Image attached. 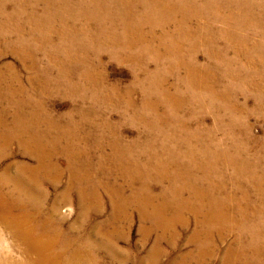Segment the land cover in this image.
Segmentation results:
<instances>
[{"label":"bare ground","instance_id":"bare-ground-1","mask_svg":"<svg viewBox=\"0 0 264 264\" xmlns=\"http://www.w3.org/2000/svg\"><path fill=\"white\" fill-rule=\"evenodd\" d=\"M7 56L23 73L0 64V264L4 230L37 264L80 257L54 207L43 213V184L64 172L54 203L75 196L69 229L100 211L101 191L110 213L90 226L103 230L99 244L115 245L132 212L143 233L159 231L138 264H157L162 243L175 249L190 219L192 250L170 264H206L231 236L219 264H264V139L248 138L245 122L264 118V0H0ZM104 60L128 69L126 86L107 82ZM60 93L68 101L56 114L48 103ZM54 118L71 123L58 130ZM60 131L61 148L37 146ZM12 142L32 163L4 164Z\"/></svg>","mask_w":264,"mask_h":264},{"label":"rangeland","instance_id":"rangeland-1","mask_svg":"<svg viewBox=\"0 0 264 264\" xmlns=\"http://www.w3.org/2000/svg\"><path fill=\"white\" fill-rule=\"evenodd\" d=\"M199 62L203 63V57H199ZM3 62V63H2ZM9 63L12 64L18 73H23L19 63L13 56H7L0 64ZM104 64L106 66V75H107V82L110 84H118L120 87H124L128 84L130 77L129 71L126 67L110 63L107 60H104ZM21 76V75H20ZM55 91L64 92V88L62 86L56 85L54 88ZM53 102L48 103V107L53 106V109L56 111V114L62 113L66 109V102L68 101L67 98L63 96V93L57 95ZM132 99L138 101L140 99L139 94L136 93L132 95ZM5 102V103H4ZM7 101H3L0 99V109L3 111L2 107L8 106ZM1 111V113H2ZM223 114V113H222ZM222 118L226 119V116H222ZM118 119V118H114ZM113 119V120H114ZM35 121L41 120L40 118H35ZM52 128H56L58 130H63L66 126L70 125L69 120L61 119V118H54L48 121ZM114 122H117L114 120ZM245 122L249 125L248 131V138L255 139L256 141L264 139V118H257L255 116H250L245 119ZM207 125H210V120L208 119L206 122ZM129 124H121L122 126V133L126 140H131L133 137L137 135V132L132 129ZM237 135V138L244 142L245 138L242 140V136L244 135L242 132H237L234 134ZM66 134L62 131L58 132L57 134L53 135V137L49 140H42L37 142L38 147H42L43 145L46 148H61L62 144L60 143ZM217 138H221L218 136ZM259 146L258 142L254 144L252 148H257ZM5 145L0 142V148H4ZM7 148L8 152L11 153L10 157L6 158V163L14 164L17 162L22 163H32L30 160L20 157V153L18 152L19 146L17 142H12ZM260 149V148H259ZM258 149V150H259ZM68 173H63L62 179L55 185L50 182H45L42 186L44 191L48 194V198L44 205V215L48 214L49 209L54 207L56 210L57 216L64 221L62 222L61 227V235L65 236L69 239L72 243L69 247V253L74 252L75 250L81 252L80 257L74 260L73 264H84V255L85 253L92 254V258L98 260L95 263L101 262L102 264H138L139 261L144 260L146 258L147 253L152 250L154 247V243L156 241L157 234L159 231L156 229H152L147 233H143L141 231L142 222L139 221L137 212H132L131 214V224L130 226H124L120 229V233L118 237L115 239L113 244H99L100 240L96 236L97 234L103 233V230H96L93 231L92 227H90L93 223H96L99 226H102L106 220H108L110 207L107 202V198L105 194L101 191L99 192L100 196H102V208L98 213L91 212L88 215V224L84 225L83 227H79L76 229H69V226L76 221L79 217L77 206L75 204V196H72L70 200H63L58 201V203H54L57 199H59L63 188L67 184V177ZM106 181V180H105ZM228 190L231 189V186H228ZM72 200V201H71ZM74 200V201H73ZM70 201V202H69ZM56 204V205H55ZM138 218V219H137ZM139 221V222H138ZM190 224V225H189ZM96 225V226H97ZM141 225V226H140ZM147 225V226H146ZM147 228L150 225L144 224ZM126 228V229H125ZM129 228V229H128ZM187 230L183 231L180 236V240L177 244L175 249L170 248L169 245L162 243L161 248L163 256L157 260V264H170L173 259H176L186 251L192 250V247L186 245L187 237L191 234L194 223L193 220L190 219ZM126 231V232H122ZM122 232V233H121ZM142 232V233H141ZM126 234V235H125ZM143 234V235H142ZM3 240H4V264H37V262L33 259L27 260L24 259L23 249L24 246L13 239V236L10 235L7 231H3ZM150 235V236H149ZM149 236V237H147ZM146 239H145V238ZM233 236L229 237L226 240L225 245L220 246L219 249L223 251L228 245H230L233 241ZM118 239V240H117ZM99 241V242H98ZM117 241V242H116ZM146 243H145V242ZM14 243V244H13ZM144 244V245H143ZM140 245V246H139ZM225 246V247H224ZM106 247L107 249H104ZM222 247V248H221ZM86 249V250H84ZM216 251L211 261L206 264H219L222 252L220 250ZM220 252V253H219ZM220 254V255H219ZM7 256V257H6ZM83 256V258H82ZM9 260V261H8ZM83 261V262H82ZM64 262H58V264H63Z\"/></svg>","mask_w":264,"mask_h":264}]
</instances>
